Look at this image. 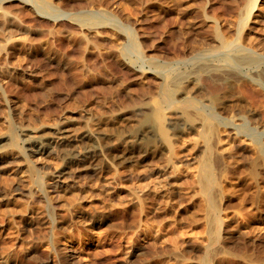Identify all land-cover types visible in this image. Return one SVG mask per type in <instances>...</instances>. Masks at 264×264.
<instances>
[{
	"label": "rangeland",
	"instance_id": "374dc122",
	"mask_svg": "<svg viewBox=\"0 0 264 264\" xmlns=\"http://www.w3.org/2000/svg\"><path fill=\"white\" fill-rule=\"evenodd\" d=\"M263 68L264 0H0V264H264Z\"/></svg>",
	"mask_w": 264,
	"mask_h": 264
},
{
	"label": "bare ground",
	"instance_id": "6f19581e",
	"mask_svg": "<svg viewBox=\"0 0 264 264\" xmlns=\"http://www.w3.org/2000/svg\"><path fill=\"white\" fill-rule=\"evenodd\" d=\"M44 6V5H43ZM46 6V5H45ZM244 56V55H243ZM243 56H240V57H236L235 56V58H233L232 59V61H231V63H232V66H239L240 65V63H242L243 61H246V62H249L250 61V63H252V62H254V60H256V58L254 59L253 57H250L251 55H249V57H243ZM257 61V60H256ZM258 62V61H257ZM207 66V65H206ZM200 68H202V70H203V74L204 75H209V69H208V67L206 68V67H200ZM264 69V68H263ZM260 72V71H259ZM261 73V72H260ZM262 74V77H263V79H264V71L261 73ZM260 76V75H259ZM203 77V76H202ZM164 93H165V96H166V98L168 99V100H172V92H171V90L170 89H166L165 91H164ZM187 101V100H186ZM184 103H186V102H184ZM188 106H196V108H198L197 107V104L194 102V101H192V100H189L188 99ZM200 108V107H199ZM198 108V109H199ZM184 110V109H183ZM185 111V110H184ZM187 111H188V109H187ZM202 113V112H201ZM155 121L157 122V124H158V126L160 127V130L161 131H163L164 132V128H163V116H162V114L160 113V112H157L156 113V115H155ZM203 122H204V127H205V130H204V136H205V138H206V140H207V142H208V148H209V151L211 150V140H212V133H213V130H212V124L210 123V121L208 120V118L205 116L204 118H203ZM244 128H245V126H244ZM59 132V131H58ZM12 137V136H11ZM66 138V135H64V132H59L57 135H55V136H52V137H50V140H49V142H48V144H59V143H62L63 142V140ZM13 140V139H12ZM14 141H16V140H14ZM47 147V146H46ZM207 147V146H206ZM213 151V150H212ZM211 156V155H210ZM211 157H209V155L208 156H206L204 159H203V162L201 163L202 164V168H201V170H202V189L204 190L203 191V193L204 192H209L210 191V188H211V186H212V184H213V182H214V180H215V176H214V172H213V169H212V160L210 159ZM258 163V162H257ZM38 181H39V179H38ZM37 181V182H38ZM216 184H218V183H216ZM213 190V192H214V188L212 189ZM214 194V193H213ZM213 196H215V195H213ZM213 198H216V197H213ZM212 201V200H211ZM215 199H213V207L214 208H217V203H215ZM212 207V206H211ZM218 209H219V205H218ZM214 234H216V233H214ZM213 234V235H214ZM215 236V235H214ZM214 236H213V239H215L214 238Z\"/></svg>",
	"mask_w": 264,
	"mask_h": 264
}]
</instances>
